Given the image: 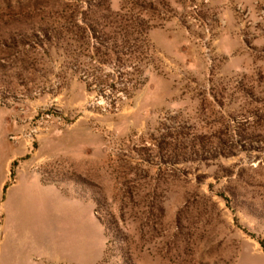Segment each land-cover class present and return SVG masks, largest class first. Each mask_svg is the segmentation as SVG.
Masks as SVG:
<instances>
[{
    "label": "rangeland",
    "instance_id": "374dc122",
    "mask_svg": "<svg viewBox=\"0 0 264 264\" xmlns=\"http://www.w3.org/2000/svg\"><path fill=\"white\" fill-rule=\"evenodd\" d=\"M0 264H264V0H0Z\"/></svg>",
    "mask_w": 264,
    "mask_h": 264
}]
</instances>
